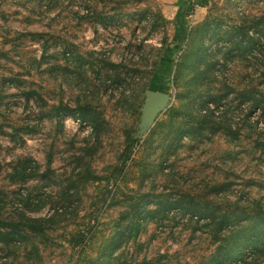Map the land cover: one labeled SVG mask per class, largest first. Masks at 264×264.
Segmentation results:
<instances>
[{"label":"rangeland","instance_id":"374dc122","mask_svg":"<svg viewBox=\"0 0 264 264\" xmlns=\"http://www.w3.org/2000/svg\"><path fill=\"white\" fill-rule=\"evenodd\" d=\"M179 1L0 0V264H264V0Z\"/></svg>","mask_w":264,"mask_h":264},{"label":"trees","instance_id":"16d2710c","mask_svg":"<svg viewBox=\"0 0 264 264\" xmlns=\"http://www.w3.org/2000/svg\"><path fill=\"white\" fill-rule=\"evenodd\" d=\"M179 3L181 4L182 0H180ZM250 45H251V43H246V41L243 38L240 41H238L237 43H232L231 47L239 48V47L242 46V47L248 48ZM92 72H94L96 74L95 80H96V82L99 83V81H101V79H102V77H101L102 73L100 71L98 73L95 72V71H92ZM117 79H118V82H123L124 81L122 73L118 75ZM210 98H212V104L214 105L216 99L214 98L213 95ZM255 102H258V104H263V106H264V99L261 100V101H255L254 99H252L250 101V104H252L251 105L252 108H257L258 107V104H256ZM69 114L72 115L73 118L76 119L75 114L73 112H71ZM77 118L85 120V121L86 120H91L87 116H80V117H77ZM91 122H93V121H91ZM92 128H94V131H96L95 126L92 127ZM133 152H134V147L132 149L130 148V153L132 154ZM29 162H30V160L27 159V160H23V161H18L17 163L14 164V166L11 168L12 169L11 172H9V175H10L12 183H15V182L23 183L25 181V175L27 173V169L26 168H27V165H28ZM86 174H87L86 177L88 178L89 173L86 172ZM113 175L114 176L118 175V168L117 167L114 168ZM103 180L104 179L102 177H99L97 175H92L91 181L93 183L99 182V181H103ZM158 204H160V203H158ZM162 207H164V208L166 207V209L169 210V211H172L174 209L175 210H179V211H185V210L190 211V212H192L194 217H196V218H198L200 220L201 219L204 220L206 218V216H209L208 215L209 214V210L208 209L202 208L201 206L190 205V204H187V203H181V202L165 203V204L162 205ZM212 211L216 212V210H212ZM146 212H148L146 207L141 209V206H140L137 209H135L134 217L130 221L124 222L122 227L118 229V234H116L111 239V243L110 244H107L108 247L111 248V252H110L109 257L112 260H111V262L109 264H114L115 261H117V264H121V262L119 261V258H115V255L121 251V247L120 246H122V243H120V240H121L123 235L128 234L129 238L133 236L135 239L136 238L140 239L146 233V226L149 227L150 225H154L155 224V223H152V222H148V223H146L145 226L143 225L144 224V219H145V216H146ZM155 213H156V211H149L148 212V214H151V215H154ZM39 219H46V218L44 217V218H39ZM6 220H11V219H8L4 215H0V237L2 238V242H4L5 244H7L8 240H9L6 236L3 235L4 232H7L9 230L6 227ZM236 220L237 219H236L235 215H229V213H226L224 215V217H223L224 223L222 225L235 224ZM241 228H243V226ZM30 230L32 232L36 233L35 231L37 230V226L31 225L30 226ZM236 236H237V232H231V240L228 241L229 244L231 243V241L236 239ZM259 236L261 237V239H262L261 241H262L263 246H264V231ZM227 237H228V235H225L224 239H226ZM82 240L84 242V246L88 247V246H90V244L93 243L94 236L91 233L88 232V234H84L82 236ZM131 244H133L134 246L137 245L135 243H131ZM218 252H219L218 255L223 254V250H221V249H219ZM100 254L103 256L105 254V250L104 249L101 250ZM87 264H98V260L94 262V259L91 258V259H89L87 261Z\"/></svg>","mask_w":264,"mask_h":264},{"label":"water","instance_id":"95a60500","mask_svg":"<svg viewBox=\"0 0 264 264\" xmlns=\"http://www.w3.org/2000/svg\"><path fill=\"white\" fill-rule=\"evenodd\" d=\"M147 96H148L147 105L150 107L156 108L158 107V105L163 103L164 99L162 98V96H160L157 93L149 92Z\"/></svg>","mask_w":264,"mask_h":264}]
</instances>
